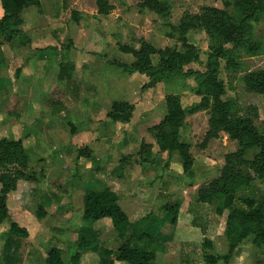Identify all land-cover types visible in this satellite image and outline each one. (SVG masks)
<instances>
[{"label":"rangeland","instance_id":"1","mask_svg":"<svg viewBox=\"0 0 264 264\" xmlns=\"http://www.w3.org/2000/svg\"><path fill=\"white\" fill-rule=\"evenodd\" d=\"M143 1L110 0L115 9L108 17L97 13L96 0H67L65 4L63 0H48L50 7L55 6L48 17L39 6L25 9L21 29L27 34L34 32L36 44L50 48L45 52L37 51L38 47L22 46L18 40L7 41L0 35V139L23 141V148L33 161L28 170H23L26 179L19 180L17 190L7 198L9 216L0 224V264H45L42 259L53 247L62 250L66 264L75 254L80 256V264H113L111 253L126 241L111 231L107 221L94 224L87 235L94 242L91 250L77 249L79 230L85 225L83 197L89 190H98L110 182L119 181L118 186H112L119 189L120 204L132 222L150 212L161 221L158 231L169 229L172 237L190 226L192 216L185 212L179 216L180 227L173 228L162 207L167 202H192L200 187L221 175L225 156L240 147L238 141L221 133L203 149L210 109L188 114L194 107L202 106L203 98L210 104L217 98V87L208 83L202 89L195 74L207 72L211 41L202 30L186 35L187 43L197 50L189 61L181 64V73L194 75L174 74L170 78L160 75L157 55L152 57L151 70L128 74L121 66H130L135 59L119 49L127 45L138 50L146 42L157 50L187 52L179 31L173 28L179 26L187 13L199 14L207 6L224 9L243 27L239 44L226 45L228 58L219 62L216 77L224 87L219 99L227 104L230 121L250 120L264 137V94L251 91L245 80L250 73L264 72V2L247 18L243 8L232 0H227L226 6L222 0H159L167 8L163 15L141 8L139 4ZM40 27L47 30L39 36ZM40 59L52 62L47 68L48 79L38 77L42 70ZM70 60L88 72L80 75L82 87L67 85V79H75L76 64ZM63 64L68 71L65 81H60ZM168 96L177 98L186 110L179 133L193 158L189 172L184 170L177 154L170 157L168 152L159 153V141L149 132L167 115ZM116 100L134 107L130 122H115L106 116ZM55 101L63 103L75 116L77 109L83 113L87 107L91 114L87 112L89 117L82 115L80 120L59 116L52 107ZM77 147H89L91 158L80 157ZM258 154L259 149L253 147L245 159L252 161ZM7 170L18 177L16 171L20 170L16 165H8ZM29 175L36 180H29ZM129 186L136 192L129 194ZM252 186L256 187L258 201H264V180L257 178ZM249 191L250 188L243 189L237 197L246 196ZM135 196L147 200L148 205L133 200ZM217 206L218 203L210 206L205 236L196 234L197 238L183 243L177 239L168 247L154 245L156 252L162 251L164 264H208V257L228 254L226 232L230 211L217 215ZM234 207L245 209L239 198ZM13 224L27 231L28 237H15L17 249L9 255L6 244ZM190 236L186 233L181 238ZM205 237L211 240V248L203 245ZM102 244L107 249L99 253ZM136 244L143 245L140 241L131 242V246ZM218 264H264V248L250 236L236 248L228 263Z\"/></svg>","mask_w":264,"mask_h":264},{"label":"trees","instance_id":"2","mask_svg":"<svg viewBox=\"0 0 264 264\" xmlns=\"http://www.w3.org/2000/svg\"><path fill=\"white\" fill-rule=\"evenodd\" d=\"M226 1L222 0L225 6ZM232 1H236L237 7L240 9L243 8L247 18L252 17L259 4L264 2V0ZM0 2L2 10L0 35L2 37L6 38L7 41L18 40L25 47H38L36 50L39 52L50 49L36 44L34 32L27 34L28 32L26 33L21 29L24 24L23 11L27 8L40 6V0H0ZM63 2L65 4L67 0H63ZM139 6L159 15L167 13V8L159 0H144ZM96 7L100 16L110 15L115 9L110 0H96ZM173 28L179 31L180 41L187 52L180 53L171 48L157 50L146 42H143L138 50L127 45H121L120 51L131 55L135 59V62L130 66L123 65L121 68L128 74L146 73V71L152 69V57L157 55L160 59V75H166L169 78L174 74L192 76L194 75L192 72L181 73V64L189 61V58L197 50L195 46L187 43L186 35L190 32L202 30L211 41L207 72L195 74L200 79L202 89L208 83H212L217 87V98L212 104L206 98H203L202 106L194 107L188 114L210 109L208 130L201 145L203 149L212 140L218 139L221 133H227L232 140L238 141L240 147L236 152L225 156V164L221 175L209 184L200 187L196 191V197L192 202L187 204L167 202L162 209L165 210L166 218L171 226H177L180 214L188 213L192 216V227L200 229L204 236L210 223V206L218 203L215 209L217 215H222L227 210L230 211L227 218L226 232L229 241V252L227 255H216L206 259L208 264H218L221 261L228 263L232 259L236 248L250 236H254L256 245L264 248V201H258L256 187L252 186L255 179L264 180V137L259 134L250 120L241 119L233 122L228 119V106L219 99L224 92V87L216 77L220 60H226L229 55L226 45L233 44L237 46L239 44L243 27L238 26L226 10L207 6L203 7L199 14H185L181 18L179 26ZM46 30L47 28L44 27L37 28L39 36ZM67 71V66H62L60 78H63ZM245 80L251 91L264 94L263 71L250 73ZM166 102L167 115L159 124L151 127L149 132L159 141V153L168 152L170 157L177 154L183 163L184 170L189 172L193 166V158L189 153V145L180 140L179 133L180 126L186 116V110L174 96H168ZM52 107L55 111H64V106L59 101L53 102ZM133 109L134 107L132 108L130 103L116 100L113 101L106 116L115 122L128 123L132 118ZM23 147V141L0 139V184L2 187L0 190V224L9 216L8 196L17 190L19 180L26 179L23 170H28L33 164L27 150ZM253 147L259 149V154L252 161L246 160L247 151ZM77 148L80 157L91 158L92 152L89 147ZM12 164L20 170L16 171L17 178L13 177L7 170V166ZM28 179L31 181L36 180L35 176L31 175ZM246 188H250L249 194L237 197V193ZM238 198L242 201L245 209L234 207V203ZM119 199V195L111 188L85 193L82 216L85 225L79 230L81 238L77 249H91L94 242L87 235L91 233L94 224L107 221L111 224L117 237L126 241L117 250L116 261L126 264H152L156 260L157 249V245L154 246L156 244L154 237L161 227V221L153 214H148L140 220L132 222L119 204ZM15 237L26 238L28 233L16 224L12 225L6 244V251L9 255L12 250L17 249ZM133 240L140 241L143 245L131 246ZM203 245L211 248L212 242L205 237ZM62 253L61 249L53 247L47 253L46 258H43L45 260L42 259V261L45 264H66L62 258ZM69 264H80L79 254L72 255Z\"/></svg>","mask_w":264,"mask_h":264},{"label":"crops","instance_id":"3","mask_svg":"<svg viewBox=\"0 0 264 264\" xmlns=\"http://www.w3.org/2000/svg\"><path fill=\"white\" fill-rule=\"evenodd\" d=\"M48 0H40V6L39 7H41L42 9H45L44 11L46 12V14H47V17L48 16H51V13L53 12L54 13V10L53 9H55V6L53 5V8H52V6L50 7L49 5H48V2H47ZM49 2H50V0H49ZM49 10V11H48ZM0 11H2L1 10V2H0ZM0 14H2V12H0ZM49 14V15H48ZM107 17H108V15H107ZM113 22V21H112ZM48 23H52V21L50 20V21H48ZM46 27H48V26H46ZM67 59V58H66ZM66 59H64L65 61H67ZM41 60V62H40V66L42 67V70H41V76H38V77H41V79L42 78H45V79H48V75L46 74V73H48L50 70H48L47 71V68H49L50 66H51V64H52V62H51V60L50 59H48V60H44V59H40ZM63 60V61H64ZM70 61H72L73 62V60H70ZM46 62H47V64H46ZM73 63H75L76 64V66H75V72H74V76H75V79L74 80H68L67 79V85H69V84H72L73 85V87H74V85H78L79 84V86L80 87H82L83 86V81H82V77L80 76L81 75V73L83 72V71H85V74L86 73H88L86 70H82V69H80L79 68V66H78V63L77 62H73ZM46 64V66L47 67H43V65H45ZM63 66H65V64H63ZM84 67V66H83ZM90 72V71H89ZM45 74V75H44ZM60 76H61V72L59 73V80L60 81H65V78H64V76H63V78H60ZM25 77H28V76H26L25 75ZM34 79V78H33ZM44 80V79H43ZM25 82H27L26 80H25ZM93 88H95V85H91ZM91 86H89V88H91ZM77 87V86H76ZM101 88V87H100ZM79 89L77 88V90L76 91H78ZM80 91V90H79ZM99 94L100 95H102L103 96V98H104V100H105V97H104V95L102 94V92H101V90L99 89ZM99 99V98H98ZM62 105L64 106V111H61V112H58V111H55L54 110V112H56V114H58L59 116L60 115H68V117L70 118V119H74V118H78V120H80L84 115L88 118L89 116L87 115V112H88V107L86 108V110L87 111H85V112H81V110L80 109H77L78 111H77V116H75L74 114H72V113H69L70 111L68 110V109H66V106L62 103ZM112 106V105H111ZM110 110V109H109ZM73 112V111H72ZM73 113H75V112H73ZM88 114H91V112L89 113L88 112ZM83 115V116H82ZM55 116V115H54ZM68 119V118H67ZM71 121H73V120H71ZM70 122V121H69ZM112 151V150H111ZM101 152V151H100ZM113 152V151H112ZM105 153V152H104ZM117 182H119V181H115L114 183L112 182H110V183H106V184H104L103 186H100V188L99 189H104V188H111L113 191H115L117 194H118V191H119V189L117 188V187H115V186H112V185H117L118 183ZM132 185H135V187L137 186V183H131ZM130 184V185H131ZM0 186H1V184H0ZM118 186V185H117ZM131 187V188H130ZM138 187H140V186H138ZM137 187V188H138ZM128 188H130L129 189V194H131V193H135L136 192V189H134V187H132V186H129ZM133 189V191L132 192H130V190H132ZM139 189V188H138ZM95 190V189H94ZM93 189L92 190H89V191H94ZM119 195V194H118ZM138 195H141V194H138ZM120 197V196H119ZM129 197H131V196H129ZM138 197V198H137ZM143 197V196H142ZM140 198V200H138ZM133 200H136V201H139L140 203H142L143 205H148V203H147V200L145 201V200H143V198H141V196H135V198H132ZM119 204H120V199H119ZM121 205V204H120ZM122 207V206H121ZM143 209H145V208H143ZM144 211H146V210H144ZM149 214H150V212H149ZM148 215V214H147ZM147 215H144L143 217H145V216H147ZM191 216V215H190ZM129 217V216H128ZM181 217V216H180ZM179 217V220H178V224H177V226H173V228H179L180 227V218ZM130 219V218H129ZM137 221V220H136ZM101 222H103V221H101ZM105 222V221H104ZM99 223V222H98ZM191 223H192V220H190V226L187 228V230L186 231H183L182 233H180L178 236H171V234H169V232L171 233V231L169 230V229H167V231H162V229L160 230V231H158L157 233H156V235H155V237H154V241L157 243V244H159V245H162V246H164V247H168V246H170L171 244H174L176 241H177V239H179V241H180V243H183V242H185V241H192L193 239H195V238H197V237H199V235H201L202 233L200 232V229H197V228H194V227H192V225H191ZM111 225V224H110ZM111 231H113V233H115V231L113 230V228L111 229ZM189 234V235H191L189 238H186V239H183V238H181V235L182 234ZM196 234H197V237H195L196 236ZM117 235V234H116ZM193 236V237H192ZM204 237V236H203ZM193 238V239H192ZM105 241H107V240H105ZM108 242V241H107ZM102 247H100V251H99V253H101L102 251H105V249H107V247H104V245L102 244L101 245ZM60 249V248H59ZM89 250H91V249H89ZM117 250V249H116ZM116 250L115 251H113V253H111V255H110V259L113 261V264H126V263H124V262H118V261H115V256H116ZM76 255V254H75ZM161 257H163L162 258V261L160 262L159 260L161 259ZM105 259H106V257H104ZM164 256L162 255V251H157L156 252V260L152 263V264H164L165 262H164ZM158 262V263H157Z\"/></svg>","mask_w":264,"mask_h":264}]
</instances>
